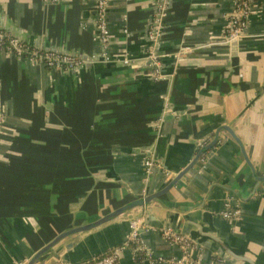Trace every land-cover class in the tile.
Wrapping results in <instances>:
<instances>
[{"label": "crops", "instance_id": "0c3cea01", "mask_svg": "<svg viewBox=\"0 0 264 264\" xmlns=\"http://www.w3.org/2000/svg\"><path fill=\"white\" fill-rule=\"evenodd\" d=\"M232 3L172 0L157 45L166 61L159 64L171 73L168 96L176 110L166 112L159 128L154 119L165 81L154 80L148 67L65 77L0 52V264L24 263L62 230L161 191L217 131V144L151 203L149 224L156 230L141 236L153 255H181L160 233L170 227L196 244L206 264L216 256L230 264H264V180L258 179L264 176V0H255L233 56L221 41ZM93 4L0 0V9L6 24L27 38L92 55L99 52ZM153 6L154 0L111 1L110 57L144 60ZM180 45L188 52L174 59ZM223 126L241 141L250 166ZM151 143L158 166L146 175L143 150ZM227 199L240 209L234 220L220 215ZM140 210L83 234L67 259L81 264L121 245ZM116 264L137 263L125 248Z\"/></svg>", "mask_w": 264, "mask_h": 264}, {"label": "built area", "instance_id": "2783aa9c", "mask_svg": "<svg viewBox=\"0 0 264 264\" xmlns=\"http://www.w3.org/2000/svg\"><path fill=\"white\" fill-rule=\"evenodd\" d=\"M111 1L112 0H94L93 23L95 26V34L93 39L99 44V52L92 54L94 59L99 54L104 56L105 59H109L110 57L108 53V45L111 42V31L108 23V9ZM254 3L255 0H233L232 9L228 13L224 35L222 37L223 42H229L232 39H239L243 36ZM168 7L169 0H154V6L147 23V38L149 41V46L146 49L147 59L153 60L156 57L154 49L157 45L158 37L160 36L161 22L166 15ZM122 31L126 33L128 31L127 26H124ZM0 52H5L18 59H26L32 63L45 65L51 69L61 70L63 72L80 65L82 62L80 58L74 56L33 47L1 28ZM131 61L132 60L127 56L122 60L123 63H129ZM152 65L151 75L153 79H164L165 76L160 72L161 65L159 64V61L154 60ZM3 118L4 115L0 113V128ZM162 121L163 117H160L156 124L157 128H159ZM143 164L146 175L150 174L153 169L158 166L151 157L147 158ZM220 215L225 219L234 220L240 216V209L236 205H232L230 200L227 199ZM151 229L156 230L155 227L148 224L143 217L131 219L129 221L128 235L121 245L112 248L104 254L91 256L81 264H116L121 256L122 250L125 248H128L131 251L132 258L137 264H206L203 254L198 251L196 244L193 243L187 235L178 233L170 227H161L159 229L160 233L166 241L181 249V255L178 257L153 255L152 251L145 244L141 236L143 230ZM18 264H23V262L21 261ZM54 264L76 263L71 262L70 260H60ZM211 264L230 263L225 259L216 256L211 260Z\"/></svg>", "mask_w": 264, "mask_h": 264}, {"label": "water", "instance_id": "95a60500", "mask_svg": "<svg viewBox=\"0 0 264 264\" xmlns=\"http://www.w3.org/2000/svg\"><path fill=\"white\" fill-rule=\"evenodd\" d=\"M171 2H172V0H169V7H168V10L166 11V15L168 14V11L171 7ZM166 15L164 16V18L162 19V22H161V29H160V36L158 37V43H160L161 38L165 33L164 29H165V24H166ZM148 21H149V19H148ZM0 28L8 31L13 36L19 38L20 40L26 42L27 44H29L33 47L80 58L82 60L81 64L70 69V70H68V71H65V74H64L65 77H73V75L74 76L79 75V74L83 75L86 73H89L91 75V74H94L97 70L103 69L104 67H108V68L121 67V68H126V69L127 68L134 69V68H139V67H148L151 70L153 67L152 63L154 60L162 62L164 65L166 64V61H164V57H162V53L160 52L158 45H156V47L154 49L156 57L153 60L146 58V56H147L146 49L149 46V41L147 38V24H146V27L144 30V39H145L146 43L143 47V50L141 51V54L144 57V60L142 62H129V63H123L122 62V60L124 59L123 55L121 57L114 55V56L109 57V59H105L104 56L99 54L94 59L92 57V55H88V54H84V53L71 52L65 48L52 46L51 44L46 45V43H44L43 40L41 38H38V37L27 38L21 30L14 28V26H9L6 24L4 14H3L1 9H0ZM223 35H224V32L222 33L221 37H223ZM244 36H246V31L243 33V36L240 37L239 39H232L229 42H223L221 39V41L223 43H226V45H228V47L230 48V51H231V55L233 56V55H236L238 43L242 40V38ZM198 46H200V45L199 44L192 45L193 48H196ZM185 47H187V45L186 46L180 45V47H178L176 52L171 53V54H173L172 57L174 59H177V58L181 59L182 56L184 55L183 53L188 52L185 50ZM120 62H122L123 64H120ZM163 64L160 67V72L165 77H164V79H159L158 81H165L166 91H164L163 94L161 95V98H160L161 99V109H159V113H158L157 117L154 119V121L155 120L158 121V119L160 117L164 118V115L166 114V112L175 113L174 111L176 110L173 107V105L170 103L169 96H168V90H171L170 84L172 83V77L169 75L171 73H168L167 71H165ZM166 102H167V107L165 108ZM165 109H167V110H165ZM221 129L226 130L231 135V137L239 144L240 151H241L245 161L250 166V162H249L248 156L246 154V151H245L244 147L242 146L241 141L235 135L234 131L228 126H223ZM217 134H218V131L215 133L214 139L208 145L207 144L202 145L200 147V149L197 151V153L194 155V157L191 159V161H189L187 164H185L183 169L178 171L176 173L175 177H173L162 188L161 191H157V192H153V193H144L142 197H140L138 199L131 200V201L123 204L122 206H120V207L116 208L115 210L103 215L102 217L98 218L95 221L85 223V224L76 225V226H72V227H69V228L62 230L56 236H54L51 240H49L43 246H41L36 252H34L29 257V259H27V260L25 259L23 264H54L60 260H68L67 259L68 253L72 250L74 245L77 244V241H79L83 237V234L110 222L111 220L115 219L119 215H122V216L127 215L129 212H131V210H134L135 208H141V210L138 211L137 213H133L131 219L143 217L145 219V221L149 224L150 218H152V215L148 214L147 211H150L151 203L158 196L163 195L172 186L176 185L177 182L181 179V177L186 172H188L191 168H193L194 165L196 164V162L198 160H201L205 156L206 152L209 149L213 148L217 144V142H218V137H217L218 135ZM154 146H155V143H151L150 146L146 147L145 150H143V158H144L143 163L145 162V160L147 158H150V157L152 158V160L156 164L158 163V159L155 157L156 150H155ZM143 170L145 172L144 166H143ZM258 179L260 181H263L264 176L258 177ZM141 235H142V233H141ZM64 239H69L70 241H68L66 244H64L63 247H58L57 250H55L54 249L55 246L56 247L60 246V244L62 243V241Z\"/></svg>", "mask_w": 264, "mask_h": 264}]
</instances>
